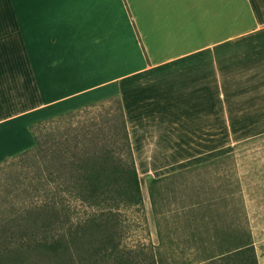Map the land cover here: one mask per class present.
Segmentation results:
<instances>
[{"label":"crops","instance_id":"obj_1","mask_svg":"<svg viewBox=\"0 0 264 264\" xmlns=\"http://www.w3.org/2000/svg\"><path fill=\"white\" fill-rule=\"evenodd\" d=\"M128 2L0 0V160L35 145L30 124L113 96L149 195L264 134V0Z\"/></svg>","mask_w":264,"mask_h":264},{"label":"trees","instance_id":"obj_2","mask_svg":"<svg viewBox=\"0 0 264 264\" xmlns=\"http://www.w3.org/2000/svg\"><path fill=\"white\" fill-rule=\"evenodd\" d=\"M119 109L120 153L107 148L99 133L77 131L59 138L50 129L42 131L72 113L68 110L30 124L35 145L0 160V264H158L143 248L116 247L120 209L142 203L120 104ZM159 180H151L152 205V188ZM75 204L94 212L75 220ZM91 226L99 233L96 243L90 240ZM233 230V247L206 259L257 264L249 232L239 220Z\"/></svg>","mask_w":264,"mask_h":264},{"label":"rangeland","instance_id":"obj_3","mask_svg":"<svg viewBox=\"0 0 264 264\" xmlns=\"http://www.w3.org/2000/svg\"><path fill=\"white\" fill-rule=\"evenodd\" d=\"M109 6H121L120 0H110ZM121 122L118 99L113 96L74 108L42 131L50 129L59 138L77 131L99 133L107 148L120 153ZM228 142L220 155L162 176L152 188L153 205L144 180L141 205L120 209L116 247L143 248L158 258V264H225L206 257L233 247V228L239 220L253 241L257 264H264V134ZM75 205V220L94 212ZM88 230L96 243L97 229Z\"/></svg>","mask_w":264,"mask_h":264}]
</instances>
